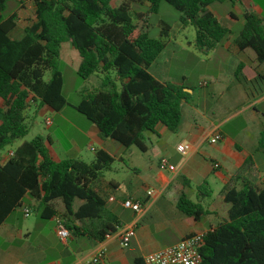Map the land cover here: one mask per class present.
I'll return each instance as SVG.
<instances>
[{"label": "trees", "instance_id": "16d2710c", "mask_svg": "<svg viewBox=\"0 0 264 264\" xmlns=\"http://www.w3.org/2000/svg\"><path fill=\"white\" fill-rule=\"evenodd\" d=\"M8 0H0V151L25 139L29 133L27 111L38 102L60 112L69 105L63 94L64 78L59 62L64 44L78 51V75L85 80L102 75V90L73 106L97 126L103 139L126 148L147 151L146 135L163 124L176 132L183 119L182 105L189 102L185 87L163 83L150 72L166 49L161 39L141 31L131 8L114 0H31L32 24L21 39L12 38L18 14L4 18ZM157 13L162 2L181 14V23L196 29V45L205 52L216 48L230 34L210 8L238 0H138ZM239 37L241 50L253 49L264 63V23L246 15ZM163 32V36L170 31ZM50 75V79H46ZM31 100L32 103H29ZM33 104V105H32ZM32 105V106H31ZM48 142L52 140L49 138ZM264 148V131L260 136ZM15 156L0 163V226L26 198L39 203L44 219L62 217L74 237L104 242L118 231L109 220L106 201L93 183L112 168L115 158L99 150L93 162L78 159L55 161L42 136L24 141ZM201 197L212 196L207 184L198 186ZM77 201L82 202L76 207ZM228 221L207 234L200 249L201 264H264V190L247 186L225 193ZM187 216L199 220L207 214L185 195L178 203ZM134 264H145L137 259Z\"/></svg>", "mask_w": 264, "mask_h": 264}, {"label": "crops", "instance_id": "0c3cea01", "mask_svg": "<svg viewBox=\"0 0 264 264\" xmlns=\"http://www.w3.org/2000/svg\"><path fill=\"white\" fill-rule=\"evenodd\" d=\"M144 6L150 10L149 3L144 2ZM210 10L230 34L210 52L197 47L196 37L189 42L204 64L198 75L199 89L195 83L170 77V53L175 49L188 51L182 44L171 48V31L166 33L169 41L165 42V51L150 68L159 81L181 85L190 94L189 102L182 105L183 119L176 132L158 125L155 133L146 135V152L103 139L94 124H87L86 130H82L84 142H59L53 137L51 143L47 142L50 155L57 162H93L99 150L115 158L112 168L93 186L106 201L109 220L118 221V231L101 243L73 235L68 242H62L56 232V219L29 222L23 208L22 221H11L10 215L0 226V264H93L102 250H106V256L99 264H134L137 259L177 245L190 235L210 233L226 223L228 190L241 191L247 186L264 190V148L260 146L264 131V63L258 61L253 49L241 50L238 46L247 14L256 15L264 23V0L216 3ZM34 12L32 2L21 4L16 12L19 22L13 39L23 37ZM66 45L61 58L66 51L78 72L80 55L70 44L71 48L65 50ZM3 105L0 101V108ZM35 106L36 113L54 117L65 109L56 112L47 106L40 107L39 102ZM50 119L52 127L53 117ZM216 135L222 136V140L212 144ZM182 144L191 148L186 155L178 151ZM8 154L0 155L1 164L9 160ZM163 160L167 161L166 166L162 165ZM215 164L220 167L215 168ZM205 184L212 191L211 197L198 193L197 187ZM150 191L154 194L149 195ZM184 195L200 204L207 214L199 220L185 215L178 207ZM126 200L140 202L142 212L125 208ZM26 201L24 206L31 210L39 205L29 197ZM128 228L135 230V236L129 247L123 248L121 235Z\"/></svg>", "mask_w": 264, "mask_h": 264}, {"label": "rangeland", "instance_id": "374dc122", "mask_svg": "<svg viewBox=\"0 0 264 264\" xmlns=\"http://www.w3.org/2000/svg\"><path fill=\"white\" fill-rule=\"evenodd\" d=\"M122 2V0H116L113 5L119 7L123 3L128 4L131 8L135 23L141 31H148L150 37L161 39L163 42L168 43L169 38L163 36V32L167 31L166 27L170 28L172 38V44H170L171 48L175 47L174 44H182V46L189 51L175 49L174 52L170 53V77L181 82L187 81L189 83H195V87L198 88V75L203 71L204 64L201 63L197 57L198 51L189 46V42L193 41L196 37L195 28L193 26L185 28L180 20L181 14L166 2L161 3L157 13H150L149 8L144 6V2L138 0ZM20 6L21 3L18 0H8L7 8L3 13L4 18H8L16 13L20 9ZM69 48H71V46L68 44L65 50ZM59 70L64 78L63 94L69 105L55 117L51 114L49 116L38 114L36 113V106H32L27 111V124L29 126L28 135L25 139L17 141L12 146H8L0 151V155L14 152L24 141H32L38 136H42L46 142H48V139H51V137H53L54 140L57 139L59 142H71V140L77 142L85 141L82 130H86V125L92 123L73 106L78 105L89 95L102 90L101 84L103 76L95 75L88 80L82 79L75 70V67L69 62L66 51H64V56H62L59 62ZM46 79H50V75H47ZM49 117H53L54 125L52 127L48 126L46 123ZM136 150L138 151V149ZM87 163L91 162L87 160ZM107 171L109 170L105 172ZM26 202L28 203V201ZM80 204H82V202L77 201L76 207ZM23 216V208H18L11 214L10 220L16 221V219H18L22 221L24 219ZM26 220L29 222L41 221L42 217L38 210L33 208Z\"/></svg>", "mask_w": 264, "mask_h": 264}, {"label": "built area", "instance_id": "2783aa9c", "mask_svg": "<svg viewBox=\"0 0 264 264\" xmlns=\"http://www.w3.org/2000/svg\"><path fill=\"white\" fill-rule=\"evenodd\" d=\"M21 4L30 2L31 0H18ZM29 103H32L29 100ZM47 125L52 124V119L48 118L46 121ZM222 140V136L216 135L212 140V144H217ZM190 146L182 144L178 146V151L183 155H186L190 151ZM15 156V152H10L8 158L11 159ZM167 161L163 160L162 165L166 166ZM219 164H215V168H219ZM154 192L150 191L149 195H153ZM123 206L127 209H131L136 213L142 212V204L140 202H134L133 200H126L123 202ZM26 216L31 214V209L24 208ZM56 232L59 239L62 242H68L71 237V233L67 228L65 221L62 217L56 218ZM208 233H197L190 235L183 239L177 245L172 247H167L163 250L151 253L144 258L145 264H201V254L200 249L202 248L205 238ZM135 236V230L133 228L126 229L121 235V246L123 248H128L132 238ZM106 256V250H102L101 253L93 259V264L101 263Z\"/></svg>", "mask_w": 264, "mask_h": 264}]
</instances>
